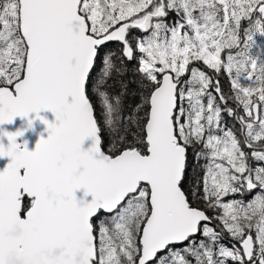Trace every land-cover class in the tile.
<instances>
[{"label": "snow or ice", "instance_id": "obj_1", "mask_svg": "<svg viewBox=\"0 0 264 264\" xmlns=\"http://www.w3.org/2000/svg\"><path fill=\"white\" fill-rule=\"evenodd\" d=\"M40 109L0 264H264V0H0V124Z\"/></svg>", "mask_w": 264, "mask_h": 264}, {"label": "water", "instance_id": "obj_2", "mask_svg": "<svg viewBox=\"0 0 264 264\" xmlns=\"http://www.w3.org/2000/svg\"><path fill=\"white\" fill-rule=\"evenodd\" d=\"M43 117L49 122L55 120V116L48 109H40L38 113H29L27 117L14 116L11 122H4L0 124V129L6 130L8 132H16L19 129H23L22 135L16 137V141L22 146L27 147L29 150L35 148L37 141L48 135L47 126L44 124ZM29 120H31V126L29 127ZM0 143L7 144V137L0 135ZM87 145V141L84 142ZM8 157H0V168H3L7 162ZM77 199L83 198L84 200H90L91 194H85L83 189H77L75 192Z\"/></svg>", "mask_w": 264, "mask_h": 264}]
</instances>
